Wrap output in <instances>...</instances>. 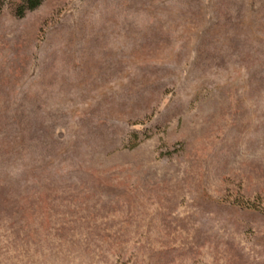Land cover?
I'll list each match as a JSON object with an SVG mask.
<instances>
[{
    "label": "rangeland",
    "instance_id": "374dc122",
    "mask_svg": "<svg viewBox=\"0 0 264 264\" xmlns=\"http://www.w3.org/2000/svg\"><path fill=\"white\" fill-rule=\"evenodd\" d=\"M0 0V264H264V0Z\"/></svg>",
    "mask_w": 264,
    "mask_h": 264
},
{
    "label": "trees",
    "instance_id": "16d2710c",
    "mask_svg": "<svg viewBox=\"0 0 264 264\" xmlns=\"http://www.w3.org/2000/svg\"><path fill=\"white\" fill-rule=\"evenodd\" d=\"M43 0H21L16 9V15L21 17L25 12L32 11L37 8Z\"/></svg>",
    "mask_w": 264,
    "mask_h": 264
}]
</instances>
